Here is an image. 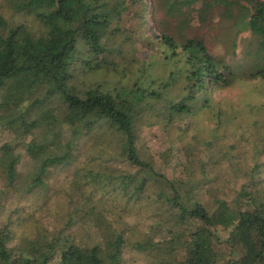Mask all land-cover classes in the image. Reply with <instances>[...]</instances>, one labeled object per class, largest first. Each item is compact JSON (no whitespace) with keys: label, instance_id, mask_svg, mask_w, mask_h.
<instances>
[{"label":"trees","instance_id":"trees-1","mask_svg":"<svg viewBox=\"0 0 264 264\" xmlns=\"http://www.w3.org/2000/svg\"><path fill=\"white\" fill-rule=\"evenodd\" d=\"M22 2L17 10L30 15L31 24L12 27L0 18V264H216L210 245L219 222L234 257L229 264H264V210L252 201L256 182L236 191L232 224L215 222L202 204L190 199L193 187L184 181L188 172L173 148L143 157L131 116L109 95L93 89L78 92L70 83L76 60L92 66L104 57L110 24L127 1ZM148 4L166 19L176 20L171 29L160 27L157 37L172 56L179 50L190 67V94L178 102L166 101L169 118L187 113L185 103L197 95L204 107L211 108L213 92L233 81L264 79V0H148ZM175 4L194 8L202 27L211 28L218 11L237 36L251 33L257 39L253 57L258 61L249 52L248 68L235 71L224 58L210 53L204 36L177 23L172 14ZM145 9L138 11L143 20ZM3 84L7 87L2 91ZM153 86L149 77L135 82L134 101L163 98ZM85 136L92 141L83 151L84 159L95 162L89 169L72 166ZM66 166L73 170L71 177L56 187L66 225L55 224L48 235L32 241L22 229L28 217L21 218L19 203L28 204L36 195V209L48 212L50 200L39 190L47 188L53 169ZM259 169L257 165L256 176ZM140 172L145 175L136 178ZM132 184V194L119 206L116 200L103 202L93 193L97 187L126 189ZM152 196L160 203L157 221L125 216ZM104 212L113 216L110 225L94 218ZM134 251L145 258L135 260Z\"/></svg>","mask_w":264,"mask_h":264},{"label":"rangeland","instance_id":"rangeland-1","mask_svg":"<svg viewBox=\"0 0 264 264\" xmlns=\"http://www.w3.org/2000/svg\"><path fill=\"white\" fill-rule=\"evenodd\" d=\"M126 1L125 9L110 24L108 39L104 42L107 48L104 57H100L98 63H92V66L82 59L76 60L71 69L70 83L78 92L93 89L109 95L131 116L137 134V146L141 148L143 157L173 148L174 155L182 161L185 173L188 172L184 181L193 187L190 199L202 204L214 216L215 222L227 221L232 224L236 210V191L251 181L257 185L252 193L253 204L263 211L264 79L247 77L245 80L233 81L231 86L213 92L209 99L211 108L204 107L201 95H197L194 101L185 103L188 106L187 113L169 118L166 101L178 102L190 94L187 80L190 67L185 63L184 56L179 50L177 55L172 56L157 37L160 27L171 29L176 20L166 19L160 9L148 4V0L142 3L138 0L135 5L132 1L137 0ZM23 4L22 0H0V18L12 27L31 24L32 17L18 11ZM142 7H146L145 20L139 16ZM172 14L178 18L180 26L204 36L210 53L224 58L226 64L232 65L235 71L248 68L246 58L249 52L253 54L250 58L258 61V58L253 57L256 53V37L249 32L237 36L231 22L218 11L214 14L211 28L200 25L194 8L175 4ZM168 55L171 56L166 59ZM144 77L153 79L152 88L160 92L163 98L134 101L131 89L135 82ZM6 87L3 84L2 91ZM231 111H235V114H228ZM91 141V136L80 138L73 167L86 166L89 169L95 165L92 164L95 162L86 161L83 155ZM155 162L161 166L159 161ZM257 165L260 166L258 176L255 175ZM72 171L69 166L53 169L47 188L39 190V195L50 200L47 204L48 212L47 209H36V195L28 204L19 203L21 218L28 217L22 229L27 231L32 241L48 235L50 227L55 224L66 225L63 198L56 194V187L69 181ZM166 173L171 174L170 167ZM144 175L140 172L136 178ZM134 187L135 184L126 189L118 185L97 187L93 193L96 199L103 202L116 200L119 206L121 202L127 201ZM159 208L160 203L152 196L143 204L131 207L125 216L157 221ZM96 217L103 218L109 225L113 219L110 212L95 213ZM76 226L75 223L67 228L74 229ZM215 229L216 235L210 245L212 256L216 264H229L234 257L225 242L227 232L220 222L216 223ZM132 254L135 260L145 258L141 252L134 251Z\"/></svg>","mask_w":264,"mask_h":264}]
</instances>
